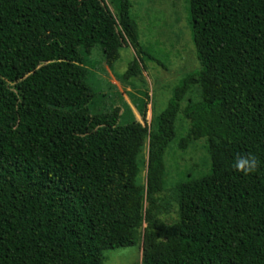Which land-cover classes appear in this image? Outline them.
<instances>
[{
  "label": "trees",
  "instance_id": "1",
  "mask_svg": "<svg viewBox=\"0 0 264 264\" xmlns=\"http://www.w3.org/2000/svg\"><path fill=\"white\" fill-rule=\"evenodd\" d=\"M115 2L117 15L104 0H0V264H104L106 250L136 245L143 222L142 264H264V0H189L202 66L153 131L87 109L95 88L81 48L100 46L114 65L129 42L127 80L154 59L131 0ZM195 85L202 98L181 110ZM181 111L182 148L207 138L211 169L179 185L180 219L167 224L168 204L145 209L144 196L164 189ZM248 152L260 167L244 176L232 164Z\"/></svg>",
  "mask_w": 264,
  "mask_h": 264
},
{
  "label": "rangeland",
  "instance_id": "2",
  "mask_svg": "<svg viewBox=\"0 0 264 264\" xmlns=\"http://www.w3.org/2000/svg\"><path fill=\"white\" fill-rule=\"evenodd\" d=\"M116 0H104L114 15H117ZM131 16L138 25L140 44L154 59L143 56L141 72L131 79L123 78L136 53L129 42L121 49L119 60L110 65L100 46L86 52L80 49L85 65L89 69L90 82L95 91L87 106L92 116L100 113L120 114L119 123H137L153 131L158 116L167 108L174 89L190 73L201 69V61L192 38L189 0H131ZM11 88L16 91L14 84ZM202 98L200 86L195 85L181 104L183 110L189 101ZM147 103V114L143 117L140 108ZM129 107V108H128ZM190 131V123L182 111L176 119V138L165 154V185L154 197L145 193V209L153 205H165L169 210L160 214L167 224L179 221V205L176 190L188 179L201 177L210 172L211 158L207 138L192 141L182 148L181 141ZM148 143L140 155L142 172L140 181L146 183ZM147 222L136 229V245L104 252V264H142V243Z\"/></svg>",
  "mask_w": 264,
  "mask_h": 264
},
{
  "label": "clouds",
  "instance_id": "3",
  "mask_svg": "<svg viewBox=\"0 0 264 264\" xmlns=\"http://www.w3.org/2000/svg\"><path fill=\"white\" fill-rule=\"evenodd\" d=\"M232 167L242 175L248 176L258 170V168L260 167V161L252 152H248L243 155L238 154L234 158Z\"/></svg>",
  "mask_w": 264,
  "mask_h": 264
}]
</instances>
